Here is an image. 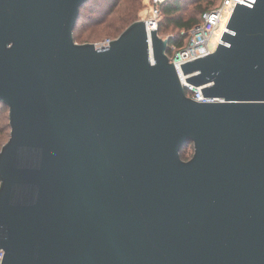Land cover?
<instances>
[{
	"label": "water",
	"instance_id": "obj_1",
	"mask_svg": "<svg viewBox=\"0 0 264 264\" xmlns=\"http://www.w3.org/2000/svg\"><path fill=\"white\" fill-rule=\"evenodd\" d=\"M87 1L0 0L1 264H264V0L181 63L215 101L143 19L76 42Z\"/></svg>",
	"mask_w": 264,
	"mask_h": 264
},
{
	"label": "trees",
	"instance_id": "obj_2",
	"mask_svg": "<svg viewBox=\"0 0 264 264\" xmlns=\"http://www.w3.org/2000/svg\"><path fill=\"white\" fill-rule=\"evenodd\" d=\"M132 2L134 4L130 5ZM141 2L142 0H88L80 9V14L74 28L75 40L79 41L83 38L85 32H87L86 41H89L88 38L100 29L108 34L119 35L128 25L136 20V12L139 10ZM210 2L212 3L214 0H210ZM122 3H124V7L120 9ZM213 7L206 5L199 13L196 11L188 13L185 0L164 1L160 8L161 15L158 31L159 28L171 25L178 31L177 34L170 36L168 51L170 52L172 46L176 47V50L183 48L188 39V34L183 31H189L201 20L202 13ZM0 105L7 106L2 101H0Z\"/></svg>",
	"mask_w": 264,
	"mask_h": 264
},
{
	"label": "built area",
	"instance_id": "obj_3",
	"mask_svg": "<svg viewBox=\"0 0 264 264\" xmlns=\"http://www.w3.org/2000/svg\"><path fill=\"white\" fill-rule=\"evenodd\" d=\"M166 0H146V16L142 18L145 21L148 31L151 29L158 30L160 20L161 4ZM229 4L227 0H223L219 6L213 7L202 13L201 20L195 24L189 31H183L188 34L186 45L177 50L173 57L170 59L176 64L178 73L181 77L183 86L185 87L186 94L198 101H215L216 98H209L203 96L201 87H196L186 82V76L182 75L181 63L192 60L194 58L203 56L210 53L208 42L213 36L212 33L216 26H218V19L224 9ZM112 37H106L100 41L95 42L97 47H107ZM172 48H176L172 46ZM4 256V251L0 249V264Z\"/></svg>",
	"mask_w": 264,
	"mask_h": 264
},
{
	"label": "rangeland",
	"instance_id": "obj_4",
	"mask_svg": "<svg viewBox=\"0 0 264 264\" xmlns=\"http://www.w3.org/2000/svg\"><path fill=\"white\" fill-rule=\"evenodd\" d=\"M209 1V2H208ZM223 0H214V2H210V0H185V4L187 5V12L188 13H193L194 11H196L197 13H199V11L201 9H203L204 7L209 6V7H213V6H219L222 3ZM134 3L132 2L130 5H133ZM215 6V7H216ZM124 7V3L121 4L120 9H122ZM146 8H147V4H146V0H142L141 2V6L139 8V10H137L136 12V20L138 19H142L146 16ZM162 19H164V17H162ZM177 29H175L172 25L168 26V27H162L159 28V35L166 38L172 35L177 34ZM118 36V35H117ZM113 34H108L103 32L101 29L96 31L91 37H89V41L87 40V32H85L83 38H81L79 41H76L78 43H85V42H96L98 40H101L105 37H117ZM83 41V42H80ZM176 49L172 48L168 52L169 56L173 57L176 53ZM10 131H11V127L9 124V107L7 106H2L0 105V150L2 145L8 140L9 136H10ZM194 153V145L193 143H189L186 146H184L183 150L181 151V157L185 160H188L192 157Z\"/></svg>",
	"mask_w": 264,
	"mask_h": 264
}]
</instances>
